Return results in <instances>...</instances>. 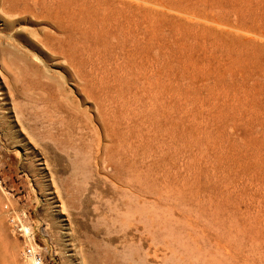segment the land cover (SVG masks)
<instances>
[{"label": "rangeland", "instance_id": "1", "mask_svg": "<svg viewBox=\"0 0 264 264\" xmlns=\"http://www.w3.org/2000/svg\"><path fill=\"white\" fill-rule=\"evenodd\" d=\"M9 210L44 264H264V0H0V264H32Z\"/></svg>", "mask_w": 264, "mask_h": 264}, {"label": "built area", "instance_id": "2", "mask_svg": "<svg viewBox=\"0 0 264 264\" xmlns=\"http://www.w3.org/2000/svg\"><path fill=\"white\" fill-rule=\"evenodd\" d=\"M5 209L8 210V205H5ZM9 222L14 225L19 234L25 238H27V243L25 245L23 255L26 259L30 260L32 264H44L43 256L36 249L35 240L32 236L31 227L25 224V220L23 217L20 219L13 210H9ZM23 219V221H22Z\"/></svg>", "mask_w": 264, "mask_h": 264}]
</instances>
